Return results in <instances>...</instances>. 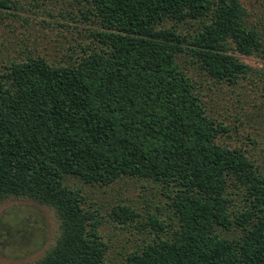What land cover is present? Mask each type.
Returning a JSON list of instances; mask_svg holds the SVG:
<instances>
[{
  "label": "trees",
  "instance_id": "trees-1",
  "mask_svg": "<svg viewBox=\"0 0 264 264\" xmlns=\"http://www.w3.org/2000/svg\"><path fill=\"white\" fill-rule=\"evenodd\" d=\"M20 3H78L90 26L67 60L29 52L0 65V200L30 198L60 220L56 244L27 264H116L84 186L126 178L159 198L144 212L107 209L136 229L122 264H264V139L240 141L242 116L210 98L212 82L224 92L251 76L236 52L264 58L242 1L0 0V10Z\"/></svg>",
  "mask_w": 264,
  "mask_h": 264
},
{
  "label": "rangeland",
  "instance_id": "rangeland-1",
  "mask_svg": "<svg viewBox=\"0 0 264 264\" xmlns=\"http://www.w3.org/2000/svg\"><path fill=\"white\" fill-rule=\"evenodd\" d=\"M249 13L250 24L264 33V0H241ZM78 3H20L17 10H0V65L11 59L23 58L29 52L40 54L51 61L67 60L70 54L80 51L81 43L90 40L88 24L82 23ZM242 61L252 67L251 76L224 92L212 82L211 104L221 115L234 118L242 116L244 134L240 141L249 142V136L264 139V58L254 54L236 52ZM191 74L198 80L206 76L197 65H190ZM206 82V85H207ZM205 83V82H204ZM219 87V88H218ZM205 93L208 90L205 89ZM235 119V118H234ZM233 121V120H232ZM237 140V135L231 140ZM88 200L98 202L106 214L102 231L111 244L109 257L113 263L122 264L124 256L134 248L136 229L127 230L107 215L118 204L138 207L146 211V200L158 201L159 194L139 180L129 178L107 188L85 185ZM19 217H13L15 210ZM60 235V220L55 211L24 197L0 200V264H27L36 262L52 248Z\"/></svg>",
  "mask_w": 264,
  "mask_h": 264
}]
</instances>
